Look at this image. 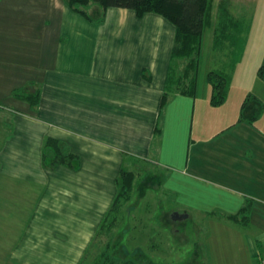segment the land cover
Listing matches in <instances>:
<instances>
[{
  "label": "crops",
  "instance_id": "1",
  "mask_svg": "<svg viewBox=\"0 0 264 264\" xmlns=\"http://www.w3.org/2000/svg\"><path fill=\"white\" fill-rule=\"evenodd\" d=\"M252 31L224 104L210 103L208 74L222 64L212 35L196 94L161 107L176 39L163 16L111 7L95 24L67 0H0V101L10 102L0 106V264H80L121 171L141 160L161 169L160 187L180 206L172 214L210 219L252 200L246 238L225 225L229 234L209 242L244 255L211 261L264 262V114L254 125L239 120L248 94L264 102V31ZM17 89L38 90V107ZM48 137L78 156L76 166L45 165Z\"/></svg>",
  "mask_w": 264,
  "mask_h": 264
},
{
  "label": "trees",
  "instance_id": "2",
  "mask_svg": "<svg viewBox=\"0 0 264 264\" xmlns=\"http://www.w3.org/2000/svg\"><path fill=\"white\" fill-rule=\"evenodd\" d=\"M67 3L73 11L95 24L104 21L107 10L111 7L134 10L138 17L147 13H156L169 20L176 26V39L161 107H164L176 94L190 96L196 94L204 34L212 22L213 0H67ZM249 30L250 25L247 20L234 13L232 1L221 0L213 49L222 64L213 68L208 74V82L212 88L210 103L213 106H220L227 101L233 73L243 57ZM257 74L264 81V64L258 68ZM14 95L29 101L32 108L38 107V90L30 93L17 89ZM263 114V100L253 93L248 94L243 101L239 120L254 125ZM43 159L45 165L52 169L59 164L76 166L79 158L60 140L48 137L44 143ZM136 176L137 173L133 170L125 168L121 171L117 180L118 192L98 233L103 232L107 235L114 233L113 228L121 215L122 207L132 199ZM251 212L252 200L248 199L236 214L212 215L248 229L251 226ZM109 242L107 248L111 245L110 240ZM124 251L127 252L124 258H127L130 251ZM103 255L105 252L101 254ZM257 264H264L263 259L258 258Z\"/></svg>",
  "mask_w": 264,
  "mask_h": 264
},
{
  "label": "rangeland",
  "instance_id": "3",
  "mask_svg": "<svg viewBox=\"0 0 264 264\" xmlns=\"http://www.w3.org/2000/svg\"><path fill=\"white\" fill-rule=\"evenodd\" d=\"M231 1L234 13L237 16H243L250 26L252 24L253 33L264 31V0H250L249 6L245 5L244 0ZM218 2L219 0H213L212 12L215 22L212 26L210 25L211 27L206 28L204 35L206 46L210 37L212 35L214 37ZM7 103L10 104V102L0 101V106H5ZM9 121L11 122L10 119ZM7 122L8 120L5 119V134L11 129V124ZM5 137L6 135L4 139ZM127 168L137 173L132 199L122 207L121 215L113 228V237H111L112 234L107 235L97 231L98 235L94 244L89 246L83 264H149L148 262L152 264H214L211 261L212 257L215 260L218 258L216 262H220V257L225 254L230 253L226 255V258H233L232 261H235L237 257L240 260V256L244 255L240 251L237 255L236 250L232 248L209 244L229 234L223 231L225 225L231 226L232 230H236L246 238V230L241 227L224 224L226 220H221L219 217L209 219L198 213H192L187 219L173 220L171 218L173 205H176L175 208L180 206L178 202L164 194L160 187L162 171L153 160H141ZM218 220L221 221L218 222ZM215 224H218L216 228ZM109 240L111 245L107 248ZM124 250L130 251L127 258H124L127 253ZM103 252L105 255L101 256Z\"/></svg>",
  "mask_w": 264,
  "mask_h": 264
},
{
  "label": "water",
  "instance_id": "4",
  "mask_svg": "<svg viewBox=\"0 0 264 264\" xmlns=\"http://www.w3.org/2000/svg\"><path fill=\"white\" fill-rule=\"evenodd\" d=\"M173 220H181V219H187L188 215L187 214H183V213H179V212H174L171 215Z\"/></svg>",
  "mask_w": 264,
  "mask_h": 264
}]
</instances>
